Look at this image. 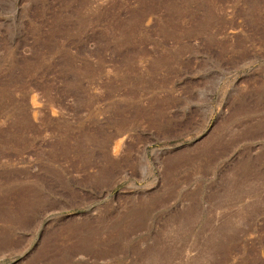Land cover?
Wrapping results in <instances>:
<instances>
[{
    "label": "rangeland",
    "instance_id": "1",
    "mask_svg": "<svg viewBox=\"0 0 264 264\" xmlns=\"http://www.w3.org/2000/svg\"><path fill=\"white\" fill-rule=\"evenodd\" d=\"M0 264H264V0H0Z\"/></svg>",
    "mask_w": 264,
    "mask_h": 264
}]
</instances>
